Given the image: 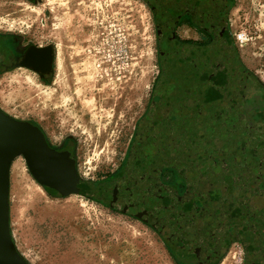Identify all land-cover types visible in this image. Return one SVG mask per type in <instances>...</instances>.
Instances as JSON below:
<instances>
[{
    "label": "rangeland",
    "instance_id": "obj_1",
    "mask_svg": "<svg viewBox=\"0 0 264 264\" xmlns=\"http://www.w3.org/2000/svg\"><path fill=\"white\" fill-rule=\"evenodd\" d=\"M229 1V27L252 75L244 115L249 124L264 126V0ZM184 29L183 36L198 38ZM0 32L55 43L66 68L65 81L57 82V69L49 81L24 67L2 70L0 107L39 124L55 144L72 137L85 177L118 169L148 113L161 71L147 1L0 0ZM17 159L26 190L21 214L10 211V228L31 264H178L176 259L198 254L161 226L126 211L78 194L54 195L33 177L23 156ZM233 244V264H244L240 242L210 255L199 251L206 260L196 264H226Z\"/></svg>",
    "mask_w": 264,
    "mask_h": 264
},
{
    "label": "water",
    "instance_id": "obj_2",
    "mask_svg": "<svg viewBox=\"0 0 264 264\" xmlns=\"http://www.w3.org/2000/svg\"><path fill=\"white\" fill-rule=\"evenodd\" d=\"M146 1L155 14L178 5L213 35L207 44L175 40L160 54L161 71L138 130L151 153L185 178L186 190L165 197L166 222L156 225L206 255L240 242L244 264H264V126L244 115L250 72L229 27V0ZM18 156L43 187L95 197L71 152L52 148L39 124L0 107V264H31L10 228V168Z\"/></svg>",
    "mask_w": 264,
    "mask_h": 264
},
{
    "label": "flooded vegetation",
    "instance_id": "obj_3",
    "mask_svg": "<svg viewBox=\"0 0 264 264\" xmlns=\"http://www.w3.org/2000/svg\"><path fill=\"white\" fill-rule=\"evenodd\" d=\"M154 17L159 54L170 48L175 40L182 43L207 44L212 39L213 35L209 31L198 26L192 15L176 4L173 12L154 13ZM184 28L198 33V38L196 39L191 34L183 36L181 32ZM0 54V72L4 69L24 67L45 81H49L55 76L57 69L55 43H41L26 40L19 34L0 32ZM22 63L29 66H21ZM247 97L246 94L243 104ZM251 97L255 98L253 95ZM49 143L57 151H68L74 155L79 174L84 180L90 182L87 185L88 193L95 194V197H86L113 209L126 211L132 216L154 224V226H157L158 222L165 221L164 207L167 203L165 197L179 196L186 190L185 178L174 167L163 165L161 159L151 153L150 146L148 148L147 141L143 140L139 130H137L120 167L101 177H85V172L82 173L79 170L76 142L72 137H67L56 144L49 138ZM180 176L182 182H180ZM46 188L54 195H61L53 187L47 186ZM183 245L185 246V244ZM192 251L198 254L193 255L191 259H176L177 263L196 264L206 260L199 251L194 249Z\"/></svg>",
    "mask_w": 264,
    "mask_h": 264
},
{
    "label": "bare ground",
    "instance_id": "obj_4",
    "mask_svg": "<svg viewBox=\"0 0 264 264\" xmlns=\"http://www.w3.org/2000/svg\"><path fill=\"white\" fill-rule=\"evenodd\" d=\"M63 52L60 50L58 52L57 56V76H56V82L60 80L65 81V65L63 63ZM19 157V156H18ZM23 168L21 166V163L17 157L14 159V161L11 164L10 173H11V211L17 216L21 214L22 212V203L25 199V190L26 188L23 186ZM38 195V193H37ZM34 198V196H32ZM235 243V242H234ZM237 256V251L235 249L234 244L230 247L229 251L225 255L223 262L226 264H233Z\"/></svg>",
    "mask_w": 264,
    "mask_h": 264
},
{
    "label": "built area",
    "instance_id": "obj_5",
    "mask_svg": "<svg viewBox=\"0 0 264 264\" xmlns=\"http://www.w3.org/2000/svg\"><path fill=\"white\" fill-rule=\"evenodd\" d=\"M234 36V40H235V42H237V38H236V36L235 35H233ZM236 44V43H235Z\"/></svg>",
    "mask_w": 264,
    "mask_h": 264
},
{
    "label": "trees",
    "instance_id": "obj_6",
    "mask_svg": "<svg viewBox=\"0 0 264 264\" xmlns=\"http://www.w3.org/2000/svg\"><path fill=\"white\" fill-rule=\"evenodd\" d=\"M229 3H230V1H229ZM45 189H46L47 191H49V189H48V188H46V187H45Z\"/></svg>",
    "mask_w": 264,
    "mask_h": 264
}]
</instances>
